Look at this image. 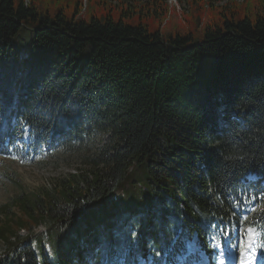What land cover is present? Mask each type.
<instances>
[{"label": "trees", "instance_id": "obj_1", "mask_svg": "<svg viewBox=\"0 0 264 264\" xmlns=\"http://www.w3.org/2000/svg\"><path fill=\"white\" fill-rule=\"evenodd\" d=\"M184 2L163 40L166 0H0V157L108 136L89 178L0 207V264H171L240 224L264 245V0Z\"/></svg>", "mask_w": 264, "mask_h": 264}, {"label": "rangeland", "instance_id": "obj_2", "mask_svg": "<svg viewBox=\"0 0 264 264\" xmlns=\"http://www.w3.org/2000/svg\"><path fill=\"white\" fill-rule=\"evenodd\" d=\"M214 1H216V5L222 6L225 5L228 0ZM236 2L241 3V0H236ZM166 3L169 12L166 18V25L159 26L161 18L154 19L152 22L146 21L145 15H143L142 23L148 26L150 33L158 32L163 40L169 37H175L176 35L186 36L189 32V30H187L189 27L183 26V22L179 20V17L186 13L188 6L185 4L184 0H166ZM83 12L84 10H82V13ZM116 13L115 10L113 12L114 17ZM139 15V13L133 15V19L138 20ZM121 18L124 22L130 21L129 15L127 14ZM204 24L203 22L197 31H194V27L190 28V32L194 35L195 41L201 39ZM107 142L108 136L100 135L88 146V149L84 153L76 155L59 154L52 157L42 156L41 159L33 165L0 157V175L5 177L8 176L12 181L0 178V207L10 203L12 199L21 194L39 195L42 191H51L56 186H59L60 182L71 177L77 178L83 176L84 178H89L91 172L95 169L92 161L99 156L104 148H106L105 144ZM247 233L249 234L250 232H245L244 229L240 227L237 230L236 237L242 238V236ZM233 247H235V245H233ZM85 252L84 255L87 257V260L94 257L93 252L86 250Z\"/></svg>", "mask_w": 264, "mask_h": 264}, {"label": "snow or ice", "instance_id": "obj_3", "mask_svg": "<svg viewBox=\"0 0 264 264\" xmlns=\"http://www.w3.org/2000/svg\"><path fill=\"white\" fill-rule=\"evenodd\" d=\"M248 231H249V232H254L253 229H248ZM214 239H215V238H214ZM257 247H264V245H259V246H257ZM255 251H256V249L253 248V257H254V255H255ZM243 252H244V249L242 248V256H243ZM246 264H251V258L248 259V260L246 261Z\"/></svg>", "mask_w": 264, "mask_h": 264}]
</instances>
